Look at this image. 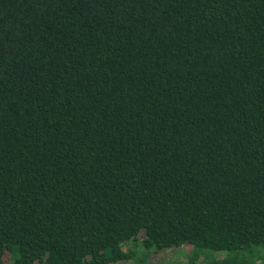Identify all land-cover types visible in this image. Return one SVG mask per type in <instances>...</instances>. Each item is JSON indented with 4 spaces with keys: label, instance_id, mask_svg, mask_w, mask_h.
<instances>
[{
    "label": "trees",
    "instance_id": "obj_1",
    "mask_svg": "<svg viewBox=\"0 0 264 264\" xmlns=\"http://www.w3.org/2000/svg\"><path fill=\"white\" fill-rule=\"evenodd\" d=\"M177 248L264 264V0H0V264Z\"/></svg>",
    "mask_w": 264,
    "mask_h": 264
},
{
    "label": "rangeland",
    "instance_id": "obj_2",
    "mask_svg": "<svg viewBox=\"0 0 264 264\" xmlns=\"http://www.w3.org/2000/svg\"><path fill=\"white\" fill-rule=\"evenodd\" d=\"M175 251L173 252H168L166 253L164 256H162L159 260H155L156 258H154V262H152V264H168V263H176V262H181L184 263L182 260L184 259V255L182 254L181 249H174ZM7 260V258L5 257V261Z\"/></svg>",
    "mask_w": 264,
    "mask_h": 264
}]
</instances>
